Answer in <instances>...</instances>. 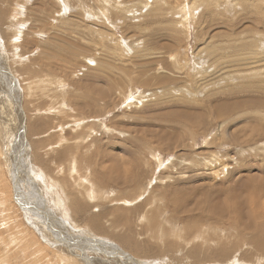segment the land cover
Listing matches in <instances>:
<instances>
[{"label":"rangeland","instance_id":"374dc122","mask_svg":"<svg viewBox=\"0 0 264 264\" xmlns=\"http://www.w3.org/2000/svg\"><path fill=\"white\" fill-rule=\"evenodd\" d=\"M263 66L264 0H0V264H264Z\"/></svg>","mask_w":264,"mask_h":264},{"label":"bare ground","instance_id":"6f19581e","mask_svg":"<svg viewBox=\"0 0 264 264\" xmlns=\"http://www.w3.org/2000/svg\"><path fill=\"white\" fill-rule=\"evenodd\" d=\"M62 2H63V0H62ZM230 3V2H229ZM146 6V5H145ZM195 6V5H194ZM185 9V8H184ZM195 9V8H194ZM86 11V10H85ZM102 11V10H101ZM152 11V10H151ZM182 11V10H181ZM181 14H182V16L184 17L185 15L186 16H192V11L190 12L189 10L188 11H182V12H180ZM186 16H185V18H186ZM182 22V21H181ZM110 24V23H109ZM155 24V23H154ZM177 24V23H176ZM140 27V26H139ZM146 27V26H145ZM129 28V27H128ZM140 31V30H139ZM145 31V30H144ZM227 31V30H226ZM124 32V31H123ZM103 35V34H102ZM110 36V35H109ZM108 36V37H109ZM136 37V36H135ZM148 37V36H147ZM176 37V36H175ZM263 38V37H262ZM146 39V38H145ZM182 39V38H181ZM263 40V39H262ZM143 42V41H142ZM256 42V41H255ZM123 43V42H122ZM145 43V42H144ZM145 44H148V43H145ZM257 45H259V44H257ZM144 48V47H143ZM126 50V49H125ZM204 52V51H203ZM208 53V52H207ZM143 55V54H142ZM201 55V54H200ZM211 55V54H210ZM170 56V55H169ZM172 56V55H171ZM177 56H178V54H177ZM176 56V57H177ZM175 57V58H176ZM200 57V56H199ZM209 57V56H208ZM146 58V57H145ZM249 58H251V57H249ZM258 58V57H257ZM180 59V58H179ZM217 59V58H216ZM98 60V59H97ZM185 60V59H184ZM172 61V60H171ZM146 62V61H145ZM175 62V61H174ZM180 62H182V59L180 60ZM259 62V61H258ZM172 63V62H171ZM179 63V62H178ZM107 64V63H106ZM177 64V63H176ZM218 64V63H217ZM180 65V64H179ZM182 65V64H181ZM215 65V64H214ZM141 66V65H140ZM144 66V65H143ZM217 66V65H216ZM146 67V66H145ZM219 67V66H218ZM264 67V66H263ZM144 69V68H143ZM154 69V68H153ZM179 70H184V68H180ZM142 72V71H141ZM139 73V72H138ZM145 73H146V71H145ZM127 74H129V73H127ZM141 74V73H140ZM147 74V73H146ZM138 75V74H137ZM140 77H142V75H140ZM145 77V76H144ZM179 77V76H178ZM137 78V77H136ZM139 79V78H138ZM145 79V78H144ZM133 80V79H132ZM137 80V79H136ZM146 80V79H145ZM144 81V80H143ZM169 81V80H168ZM173 81V80H172ZM145 82V81H144ZM181 81H179V82H177V84L178 83H180ZM165 83V81L164 82H162V81H160V85L158 86L159 88H163V87H167L168 85H166V84H164ZM139 86V85H138ZM179 89H182V88H180L179 87ZM180 93H181V91H179ZM193 92V91H192ZM116 96V95H115ZM126 98V97H125ZM210 99V96L209 97H204L203 99ZM195 101V100H194ZM259 101V100H258ZM256 102L255 103V105L257 106V108H260L263 112H264V103H262V102ZM199 102V101H198ZM210 102V101H209ZM217 102V101H216ZM184 103H186V101L184 102ZM223 103V102H222ZM126 104H128L127 102H126ZM137 104V103H136ZM208 104V103H207ZM217 105V104H216ZM214 105L215 107H216V109H212L210 106L209 107H206V108H202V110H204V111H209L210 113H209V117L211 118V117H213V118H215L216 120H221V119H226L227 117L226 116H228V114L230 113H232V110H234L235 108H233V107H227V106H223L222 104H219V105ZM228 105V104H227ZM163 106V105H162ZM229 106V105H228ZM205 107V106H204ZM224 107V108H223ZM109 108V107H108ZM200 109V108H199ZM212 109V110H211ZM211 110V111H210ZM190 111V110H189ZM199 111V110H198ZM184 112V111H183ZM196 112V111H195ZM200 113H202V114H200V115H198V116H194V114H188V113H186V112H184L183 114H179L178 115V117H177V120H179L177 123H180V125H185V127H191V125H192V127H193V124H194V121H195V119H200V120H202L205 116V114H203L204 112H202L201 110L199 111ZM260 112V111H259ZM169 113V112H168ZM186 113V114H185ZM212 113H213V116H212ZM237 113V112H236ZM197 115V114H196ZM253 115V114H252ZM257 115H261L260 113H258ZM207 116V115H206ZM230 116V115H229ZM256 116V115H255ZM262 116H264V115H262ZM170 119V118H169ZM243 119V118H242ZM253 119V118H252ZM255 119V118H254ZM175 120V119H174ZM239 120H241V118L239 119ZM238 120V121H239ZM165 121V120H164ZM168 121V120H167ZM175 123V122H174ZM240 123V122H239ZM200 124V123H199ZM199 124H198V126H199ZM195 127H196V125H194ZM197 126V127H198ZM195 129V128H194ZM198 129H199V127H198ZM202 128H200V130H201ZM203 130V129H202ZM259 130V129H258ZM261 130V129H260ZM252 131V130H251ZM119 132V131H118ZM190 132V131H189ZM196 132H197V130H196ZM255 134H257V133H255V131L253 130V132H250V133H248V132H244V133H242V134H240V135H238V136H235V135H232V139L235 141V142H238L237 144H241V143H248V142H244V136L246 137V139H251V140H253L254 138H256V136L257 135H255ZM194 137V136H193ZM187 138V137H186ZM10 139V138H9ZM27 139V138H26ZM245 139V140H246ZM219 140H222V139H219ZM219 140H218V143H219ZM208 141V140H207ZM213 141V140H212ZM215 141H216V139H215ZM215 141H214V144H215ZM230 141V140H229ZM234 142V143H235ZM7 143V142H6ZM250 143V142H249ZM11 144V143H10ZM208 144V142L206 143V145ZM211 144H212V142H211ZM211 144L209 143V145L211 146ZM238 145V146H239ZM57 146V145H56ZM214 146V145H213ZM212 146V147H213ZM219 146V145H218ZM218 146H216V149H221L222 147H227L226 145L224 146V145H221L219 148H218ZM2 147V146H1ZM241 147V146H240ZM213 148H215V147H213ZM229 148V147H228ZM3 149V148H2ZM195 149V148H194ZM210 149V148H209ZM226 149V148H225ZM201 150V149H200ZM241 152L243 151V150H240ZM213 155V154H212ZM217 157V154H214L211 158H216ZM182 158V157H181ZM212 160V159H211ZM210 163V162H209ZM72 168H70V169H72V172L74 173V174H79L78 173V170H77V168H76V166H75V163L73 162V164H72V166H71ZM70 171V170H69ZM71 173V172H70ZM214 175H215V173L214 172H212ZM78 177V176H77ZM79 180H80V182H81V184L82 183H86L87 182V179L86 178H83V177H79ZM164 180V179H163ZM88 183V182H87ZM86 183V184H87ZM261 184H264V182H261ZM91 187H92V185H91ZM212 187V186H211ZM245 188H246V193L248 194V196H246L247 198L246 199H243L244 200V202L243 203H248V202H250V204H252L253 203V205H255V203H259L260 201H263V203H264V185L262 186V187H258V188H254L255 190H253V191H250V187H248V186H245ZM212 190V189H211ZM244 191V190H243ZM205 192V191H204ZM212 192V191H211ZM210 193V192H209ZM257 195H259L258 196V198H255ZM91 196V195H90ZM94 198V197H93ZM239 198V197H238ZM232 199V198H231ZM251 199V201H249ZM233 200V199H232ZM259 200V201H258ZM237 202L239 203V201L237 200ZM255 202V203H254ZM242 203V202H241ZM262 203V202H261ZM230 204V203H229ZM239 205V204H238ZM243 205V204H242ZM240 206V205H239ZM245 206H247V205H244V207ZM232 207V206H231ZM243 207V206H242ZM249 207H250V205H249ZM216 208V207H215ZM237 208V207H236ZM246 208V207H245ZM253 208H254V206H253ZM253 208L251 209L250 208V211L251 210H253ZM255 208H256V206H255ZM254 208V209H255ZM231 209V208H230ZM242 209V208H241ZM240 209V210H241ZM236 210V209H235ZM244 210V209H243ZM258 210V209H257ZM216 211V210H215ZM254 211V210H253ZM253 211H251V212H253ZM255 211H256V209H255ZM240 212V211H239ZM243 212V211H242ZM190 213V212H189ZM260 213H262V212H260ZM259 213V214H260ZM190 215H192V214H190ZM231 215V214H230ZM234 215V214H233ZM232 215V216H233ZM257 215H258V213H257ZM257 215H256V217H257ZM262 215H264V214H262ZM245 216H246V214H245ZM252 216H254L253 214H252ZM260 216H261V214L259 215V219H258V217H257V219L258 220H260ZM240 217V216H239ZM190 218H191V216H190ZM209 218V217H208ZM263 218V217H262ZM262 218H261V220H262ZM141 219V218H140ZM143 219V218H142ZM264 219V218H263ZM195 220V219H194ZM233 224L237 227L238 225H239V223H240V226L238 227V228H236L237 230L238 229H241V228H243L246 232H250V231H253L254 229H252L253 228V226L251 227V223H250V221H245V220H243L242 218H238V216H236V215H234L233 216ZM231 220V221H232ZM252 220H256V219H252ZM257 220V221H258ZM141 221V220H140ZM218 221V220H217ZM231 221H230V223H231ZM195 222H196V220H195ZM256 222V221H255ZM225 223H227V222H225ZM257 223V222H256ZM195 224V223H194ZM223 224V223H222ZM241 224H245L246 226H244V225H241ZM248 224H250V225H248ZM258 224V223H257ZM261 224V223H260ZM231 225V224H230ZM248 225V226H247ZM259 225V224H258ZM244 226V227H243ZM255 226V225H254ZM260 226V225H259ZM256 227H257V225H256ZM255 227V228H256ZM243 229H241V230H243ZM225 230V229H224ZM224 230H220L219 231V228H218V231H219V233L220 234H223V231ZM231 230H233V229H231L230 227L228 228V231H226V232H230ZM128 231V230H127ZM255 231V230H254ZM258 232H259V229L257 230ZM195 232V231H194ZM225 232V233H226ZM238 232V231H237ZM178 233V232H177ZM199 232H197V234H198ZM217 233V232H216ZM243 233V232H242ZM255 233V232H254ZM257 233V232H256ZM255 233V235H258L259 233H257L256 234ZM202 234V233H201ZM262 234V233H261ZM213 235V234H212ZM166 236V235H165ZM201 236V235H200ZM219 236V235H218ZM224 236V235H223ZM198 237V236H197ZM196 237V238H197ZM206 237V236H205ZM213 237V236H212ZM256 237V236H255ZM262 237V236H261ZM200 238V237H199ZM214 238V237H213ZM220 238V237H219ZM250 238H251V236H250ZM201 239H203V238H201ZM225 239V238H224ZM229 239V238H228ZM231 239V238H230ZM252 239V238H251ZM196 240V239H195ZM195 240H194V242H195ZM214 240H215V238H214ZM214 240H212L211 239V241H214ZM217 240V239H216ZM222 240H223V238H222ZM240 240V239H239ZM253 241H254V239H252ZM258 240V239H257ZM262 240V239H261ZM225 241V240H224ZM249 241V240H248ZM253 241H251V243L253 244V243H255L256 244V242H253ZM255 241H256V239H255ZM259 241V240H258ZM180 242V241H179ZM186 242V241H185ZM250 242V241H249ZM187 243V242H186ZM210 243V242H209ZM148 244V243H147ZM192 244V243H191ZM196 244V243H195ZM219 244V245H218ZM232 244V243H231ZM235 244V243H234ZM233 244V245H234ZM251 244V245H252ZM145 245V244H144ZM154 245H156V243L154 244ZM193 245V244H192ZM199 245V244H198ZM214 245V244H213ZM212 245V246H213ZM217 245H218V247L216 246L215 248H217V249H219L218 251H220V253L221 254H218L219 256H225V255H230V252H231V250L230 249H232V248H228V246H227V244H226V242H224V243H221V241L219 240L218 241V243H217ZM254 245V244H253ZM158 246V245H157ZM204 246V245H203ZM215 246V245H214ZM181 247H182V244H181ZM254 247L256 248H258V249H260L261 250V245H260V243H258V244H256V245H254ZM161 248V247H160ZM206 248V247H205ZM210 248V247H209ZM253 248V247H252ZM256 248V249H257ZM162 249V248H161ZM210 249H212V248H210ZM254 249V248H253ZM238 250V252H240L239 251V249H237ZM243 250V249H242ZM236 251V250H235ZM254 251V250H253ZM162 252V251H161ZM248 252V251H247ZM254 252H257V251H254ZM194 254V253H193ZM192 254V255H193ZM216 254V253H215ZM228 255V256H229ZM233 256V255H232ZM197 258V257H196ZM229 260H231V258L229 259ZM229 260H226V262L228 261L229 262ZM240 261V260H239ZM238 261V259L237 260H234V262H233V264L235 263V264H240V262ZM256 261V260H255ZM73 263H74V261H72ZM225 262V263H226ZM257 262H260V261H257ZM222 263H223V261H222ZM248 263V262H247ZM246 263V264H247ZM253 263H255L256 264V262H253ZM206 264V263H205ZM227 264V263H226Z\"/></svg>","mask_w":264,"mask_h":264}]
</instances>
